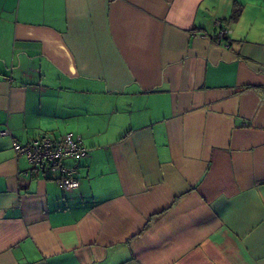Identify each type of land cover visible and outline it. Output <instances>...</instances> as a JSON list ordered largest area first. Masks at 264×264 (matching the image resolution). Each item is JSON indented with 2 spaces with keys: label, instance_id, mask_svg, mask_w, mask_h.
I'll list each match as a JSON object with an SVG mask.
<instances>
[{
  "label": "crops",
  "instance_id": "obj_1",
  "mask_svg": "<svg viewBox=\"0 0 264 264\" xmlns=\"http://www.w3.org/2000/svg\"><path fill=\"white\" fill-rule=\"evenodd\" d=\"M1 130L0 264H264V0H0Z\"/></svg>",
  "mask_w": 264,
  "mask_h": 264
},
{
  "label": "built area",
  "instance_id": "obj_2",
  "mask_svg": "<svg viewBox=\"0 0 264 264\" xmlns=\"http://www.w3.org/2000/svg\"><path fill=\"white\" fill-rule=\"evenodd\" d=\"M215 25L218 29L216 38L225 42L231 30L224 27L220 21H216ZM6 133V130L0 131V134ZM13 148L17 154L25 155L32 167L56 174L54 181L61 187H78L80 160L88 155V150L81 138L73 132H66L56 138L44 134L24 144L14 142ZM68 159L73 160L71 165L64 163Z\"/></svg>",
  "mask_w": 264,
  "mask_h": 264
},
{
  "label": "trees",
  "instance_id": "obj_3",
  "mask_svg": "<svg viewBox=\"0 0 264 264\" xmlns=\"http://www.w3.org/2000/svg\"><path fill=\"white\" fill-rule=\"evenodd\" d=\"M238 12H239V10H237V11L235 10V11L232 13V15H231V16H232V18H233V17H235V18H236V16L238 15Z\"/></svg>",
  "mask_w": 264,
  "mask_h": 264
}]
</instances>
